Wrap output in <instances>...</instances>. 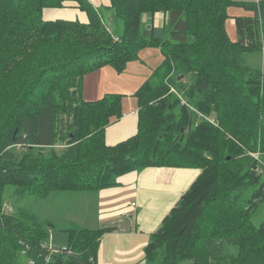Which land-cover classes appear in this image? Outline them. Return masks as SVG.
<instances>
[{
	"label": "trees",
	"instance_id": "16d2710c",
	"mask_svg": "<svg viewBox=\"0 0 264 264\" xmlns=\"http://www.w3.org/2000/svg\"><path fill=\"white\" fill-rule=\"evenodd\" d=\"M64 10L85 21L45 17ZM147 47L163 61L132 95L137 132L109 147L123 97L84 101L83 77L120 74ZM253 52L264 57V0H0V264H95L106 231L61 230L57 247L72 254H51L54 223L7 213L6 188L19 199L96 192L163 166L199 175L151 235L144 264H264V220L253 222L264 201V75L242 62Z\"/></svg>",
	"mask_w": 264,
	"mask_h": 264
},
{
	"label": "crops",
	"instance_id": "0c3cea01",
	"mask_svg": "<svg viewBox=\"0 0 264 264\" xmlns=\"http://www.w3.org/2000/svg\"><path fill=\"white\" fill-rule=\"evenodd\" d=\"M90 1L96 7L105 6L107 2V0ZM45 14L51 18L71 19L77 16L81 22L85 21L83 14L67 13L65 10L46 11ZM228 14L230 16L247 15L240 8H230ZM154 20L155 25H159L158 15H155ZM101 70H111L106 71L109 74L115 72L108 66ZM133 92L130 94L128 91L109 92L125 94L122 102V117L106 127L104 131V142L109 147L127 140L137 132L138 108L133 103L135 100L132 96ZM198 175L199 171L194 168L166 166L144 168L120 177L116 186L96 192L78 193L75 195L76 197H72V203L77 200L75 212L79 211L82 214L89 212L88 207L80 205V196L83 194L90 196L87 198V204L94 206L95 209L94 219L88 221L89 226L79 229L106 230L100 238L95 264H144L143 251L151 235L159 228L164 217L176 205ZM132 220L134 222H131ZM80 223L84 222L72 221L73 225Z\"/></svg>",
	"mask_w": 264,
	"mask_h": 264
},
{
	"label": "rangeland",
	"instance_id": "374dc122",
	"mask_svg": "<svg viewBox=\"0 0 264 264\" xmlns=\"http://www.w3.org/2000/svg\"><path fill=\"white\" fill-rule=\"evenodd\" d=\"M245 1L254 2L256 0ZM102 15L105 24L112 29L113 33H122V23L115 20L111 12H103ZM45 17H47V14H45ZM146 17L147 16L143 15L142 20L145 21ZM158 18V22H160L159 26L164 23L163 21L167 20V17H164V14H158ZM226 27L228 35H230L231 38H234V25L230 20L226 22ZM162 61L163 56L158 48L147 47L139 51L137 59L128 62L125 65L123 72L120 74H117L116 72L109 74L106 71L111 70H101L105 66L96 71L87 73L83 77L81 83L82 99L84 101H96V99L102 96L104 97L105 94L109 92L128 91L129 94L133 91L135 92L144 80L161 65ZM242 62L251 69L257 70L264 75V57L262 53L253 52L247 54L242 57ZM116 95H121L122 97L125 96V94L123 95L119 93H116ZM133 103L136 105L135 100ZM12 190V188H6L4 210L7 211V213L17 215L20 209H26L44 220L53 222L55 226L54 233L49 234L48 239L46 240L47 243L52 245L62 246L65 244V235L61 234L59 231L75 227H78V229L87 227L90 224L88 221L94 219L95 209L94 206L87 204V198H90L87 194L80 196V205L88 207L89 211L87 214H82L79 211L75 212L77 200L75 203H72V197H76L75 195L78 193H51L45 198L24 197L23 199H19L17 196L10 195ZM257 203V206H255V215L253 216V222L255 225H258L264 220V201L259 202L258 200ZM71 218L72 221L79 220L84 223L73 225ZM131 222L134 221L132 220ZM23 264L28 263H25L24 260Z\"/></svg>",
	"mask_w": 264,
	"mask_h": 264
},
{
	"label": "built area",
	"instance_id": "2783aa9c",
	"mask_svg": "<svg viewBox=\"0 0 264 264\" xmlns=\"http://www.w3.org/2000/svg\"><path fill=\"white\" fill-rule=\"evenodd\" d=\"M181 104H186V103H185L184 100H181ZM200 117H201V116H200ZM203 119L209 121V119H207V118H204V117H203ZM210 123L213 124V125L215 124L214 121H213L212 119H210ZM255 158H257V157L255 156ZM133 206H134V205L132 204V207H133ZM49 242H50V241H49ZM45 248H47V250H48L51 254H57V253H65V254H68V255H71V254H72L71 251L66 250L65 247H57V246L52 245V244H50V243H46ZM27 263H28V264H32L31 261H29V262H27Z\"/></svg>",
	"mask_w": 264,
	"mask_h": 264
},
{
	"label": "water",
	"instance_id": "95a60500",
	"mask_svg": "<svg viewBox=\"0 0 264 264\" xmlns=\"http://www.w3.org/2000/svg\"><path fill=\"white\" fill-rule=\"evenodd\" d=\"M148 29H150V26H147ZM181 78L179 77L178 80H180Z\"/></svg>",
	"mask_w": 264,
	"mask_h": 264
}]
</instances>
